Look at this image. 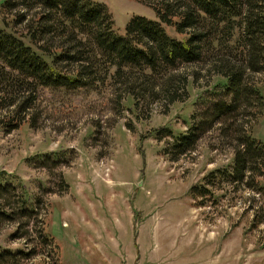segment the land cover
Returning a JSON list of instances; mask_svg holds the SVG:
<instances>
[{
	"label": "rangeland",
	"instance_id": "374dc122",
	"mask_svg": "<svg viewBox=\"0 0 264 264\" xmlns=\"http://www.w3.org/2000/svg\"><path fill=\"white\" fill-rule=\"evenodd\" d=\"M100 1L120 31L132 13L154 16L143 0ZM1 4L0 26L22 31ZM204 67L175 69L186 95L167 108L164 100L135 108L108 81L39 87L35 126L0 128V252L34 253L0 264H264V194L218 178L205 196L189 192L231 162L234 138L215 125L170 160L162 149L171 138L155 137L165 125L185 130L216 98L219 76ZM259 81L264 94V74ZM252 132L264 142V110Z\"/></svg>",
	"mask_w": 264,
	"mask_h": 264
},
{
	"label": "trees",
	"instance_id": "16d2710c",
	"mask_svg": "<svg viewBox=\"0 0 264 264\" xmlns=\"http://www.w3.org/2000/svg\"><path fill=\"white\" fill-rule=\"evenodd\" d=\"M143 1L154 16L132 13L120 31L100 0H2L12 26L23 23L24 29L0 26V128L10 131L25 121L35 126L30 110L39 87H96L108 81L130 94L135 108L156 100L167 108L186 95L185 78L175 69L202 62L204 70L219 76L211 91L216 98L205 100L185 130L174 133L165 125L155 137L171 138L162 150L177 160L218 125L235 140L232 160L208 171L189 192L205 196L218 178L264 194L258 179L264 176V142L252 132L264 110L259 85L264 0ZM33 253L3 250L0 263L11 254Z\"/></svg>",
	"mask_w": 264,
	"mask_h": 264
}]
</instances>
